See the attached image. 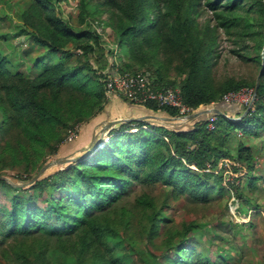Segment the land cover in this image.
Returning <instances> with one entry per match:
<instances>
[{
	"label": "trees",
	"instance_id": "trees-1",
	"mask_svg": "<svg viewBox=\"0 0 264 264\" xmlns=\"http://www.w3.org/2000/svg\"><path fill=\"white\" fill-rule=\"evenodd\" d=\"M205 8L215 24L199 25L197 17ZM256 14L257 27L251 21ZM77 16L84 27L61 14L59 0H29L20 13L21 32L44 49L34 57L33 72L12 65L0 49V174L18 168L20 179L30 178L47 155L59 151L68 128L106 109L109 70L100 52L104 43L109 49L112 42L128 50L125 68L154 66L159 79L170 69L184 74L178 84L187 105L215 102L226 114L239 116L244 104L223 97L254 88L256 77H215L218 29L223 28L239 44L233 50L236 55L254 61L259 70L263 67L257 98L238 120L208 114L173 126L123 122L85 156L29 186L0 178V264H50V249L74 255V264H130L108 238L120 230L154 247L141 251L149 264H159L162 258L168 264H224L227 259L213 248V240L209 238L208 251L196 245L206 243L195 219L173 228L163 211L170 200L210 202L223 177L207 169L216 167L222 156L255 168L250 146L239 143L233 156L224 145L231 131L257 136L264 130V0H78ZM94 21L110 28L109 38L91 28ZM168 82L164 86L176 84ZM129 103L149 114L180 115L177 108L154 101ZM210 122L214 127H208ZM134 181L161 182L171 192L161 201L145 190L126 198Z\"/></svg>",
	"mask_w": 264,
	"mask_h": 264
},
{
	"label": "rangeland",
	"instance_id": "rangeland-1",
	"mask_svg": "<svg viewBox=\"0 0 264 264\" xmlns=\"http://www.w3.org/2000/svg\"><path fill=\"white\" fill-rule=\"evenodd\" d=\"M77 1L78 0H59V4L61 14L80 28L84 27V25L78 24ZM245 1L250 4L254 0ZM28 4L29 0H0V49L9 55L12 65L17 66L21 64V67L26 71L33 72L34 57L38 54H42L44 49L36 46L34 42L30 40L28 34L21 32L23 21L21 20L20 13ZM87 7L91 10L95 9L94 4L88 3ZM105 18L106 14L103 13L101 19L103 20ZM197 21L200 26L208 21L211 25L216 23L212 12L206 8L199 14ZM251 21L257 27L260 21L259 15L256 14L253 16ZM91 28L101 33L105 39L109 38L110 28L108 26L94 21L92 22ZM218 31L217 51L219 54L217 57V64L214 67L215 77L221 79L233 75L236 77L255 76L257 78L260 72L257 64L247 58L239 57L233 51L239 48V44L235 42L236 38L233 36L229 37L224 32L223 28H219ZM245 42L252 43V41L247 40ZM112 45L114 46L113 48L111 47L112 49H109L106 43L100 46V52L102 51V55H105V61L109 71L113 69L114 65V69L120 72H147L157 86L167 85L169 83L168 81L176 83L172 86H179L178 83H180L184 77V74H176L173 69H170V71L164 75L165 79H159L154 66H149L147 68L148 70H141V68H125L123 67V63L128 59L126 57L128 50L124 48L121 51L117 43H112ZM98 50L97 48L96 51ZM112 57L114 58V62H111ZM46 58L45 56V59ZM160 58L164 60L163 55H160ZM71 59L74 60V57ZM168 68L169 67H166L167 70ZM243 97L249 98L248 95H244ZM243 104L246 106V103ZM213 106L215 107V104L206 105L202 108H212ZM253 107L254 103L251 108ZM108 111L111 113V107L107 103L104 111L100 112V114L90 121L78 126L79 137L77 141L69 144L64 143L66 142L64 141L59 146V151L57 150L47 155L45 159L41 161V167L46 164L50 165L42 173V176L51 173L56 168L64 167L63 165L66 164L52 163L55 159L81 156L82 154L88 153L104 140L109 139L113 134L112 131L115 132L121 123L108 125V121L112 118H121L125 115L117 112L115 115L109 116L105 113ZM233 116L237 117V115ZM149 120L155 122L153 119ZM187 122H190V120H185L181 123L178 122L177 124L175 123V125ZM208 127L212 128L214 125L209 123ZM263 131L260 130V134L257 136H245L239 130L231 131L224 145V148L233 156L236 155L239 143L242 142L250 146L254 153V170L247 168L246 165H242L237 159L222 156L216 167L212 169L208 167L207 169L223 177V179L219 181V191L212 195V200L210 202L203 204L186 198L177 201L170 200L169 207L163 211L168 220V226H173V228H177L182 222L195 219L198 224V230L200 231V237L206 243L205 246L199 245V243L196 245L199 246L200 249L208 251L207 247L210 245L209 238L213 240V248L227 259L224 264H264ZM213 142L216 141L213 140ZM39 169L31 173L30 176H33ZM18 171V168H10L6 170V173L0 175L7 176L15 183H26L29 178L20 179L18 177L20 172ZM23 175L27 174L23 173ZM251 178L256 179L252 181ZM209 180L212 181V177H209ZM143 190L154 195L158 201L163 200L166 195L171 192V188L163 185L161 182L146 184L134 181L129 185L126 198L133 199L135 195L142 193ZM108 238L117 249L119 255L128 261V263L149 264L148 258H143L141 256V251L146 250V252H150L154 247L148 245L144 239L132 238L128 231L123 230L109 234ZM2 239L0 234V242ZM48 258L50 264H74L75 262L74 255L65 254L53 249L48 251ZM159 264H168V262L165 258H162Z\"/></svg>",
	"mask_w": 264,
	"mask_h": 264
},
{
	"label": "built area",
	"instance_id": "built-area-1",
	"mask_svg": "<svg viewBox=\"0 0 264 264\" xmlns=\"http://www.w3.org/2000/svg\"><path fill=\"white\" fill-rule=\"evenodd\" d=\"M108 76L105 78L104 93L107 100L112 96H122L134 103H145L154 101L158 106H172L179 110L181 116H185L195 110L201 109L206 105L201 104L194 108L187 105L183 100L180 86H157L148 73L137 72H120L115 70L114 66L111 71H107ZM253 94V88L243 87L240 90H233L226 93L223 97L225 101H238L248 104ZM248 95V97H243ZM214 107V106H213ZM214 116H211L212 120ZM211 123V122H210ZM79 127L68 128L65 141L73 140L78 135Z\"/></svg>",
	"mask_w": 264,
	"mask_h": 264
},
{
	"label": "water",
	"instance_id": "water-1",
	"mask_svg": "<svg viewBox=\"0 0 264 264\" xmlns=\"http://www.w3.org/2000/svg\"><path fill=\"white\" fill-rule=\"evenodd\" d=\"M262 69H263V67L261 68V70H260V72L256 78L255 86L253 88L252 97H251L249 103L246 104L242 114H240L239 116H237V117L230 116V115L226 114L224 111H222L221 109H219L217 107H212V108L198 109V110H195L194 112H191L185 116L178 115V116H173V117H170V116L169 117H160L161 121L163 119L165 121V124H169V125L173 126V125H175V123L177 124L178 122L181 123L185 120H193V119H196L202 115H208V114H221V115L227 116V117L234 119V120H238V119L243 118L244 116H246L250 112L251 106L253 105V103L255 102V100L257 98V91H258V87H259V83H260V74H261ZM149 117L159 118L158 116L149 115V114L143 115V116H137V117L123 116L121 118H112L111 120L108 121V125H115V124L123 123V122L147 120ZM167 121H169V122H167ZM85 155L86 154H82L81 156H77V157H62V158L55 159L54 161H52V163H56V164L69 163V162H73V160L80 159L81 157H83ZM49 165L50 164H46V165L42 166L33 176H31L29 178V180H27L26 183H23V184L12 182L5 175H0V178L10 182L11 184H13L15 186H29L42 176V173L49 167Z\"/></svg>",
	"mask_w": 264,
	"mask_h": 264
},
{
	"label": "crops",
	"instance_id": "crops-1",
	"mask_svg": "<svg viewBox=\"0 0 264 264\" xmlns=\"http://www.w3.org/2000/svg\"><path fill=\"white\" fill-rule=\"evenodd\" d=\"M114 45V44H113ZM111 43L112 48L114 47ZM114 66V65H113ZM111 71V70H110ZM124 97L122 96H112L109 100H107V103L109 104V106L111 107V113L105 112L107 115L112 116L115 115V113H121L124 114L126 116L125 113L129 112L130 115L128 116H143V115H148L149 113H145L143 110L144 108L140 107L139 105H131L129 103V101H126L123 99ZM117 108V110H116ZM149 115H154V116H158L159 118L156 117H149L147 120L149 119H153L155 122L157 123H161V124H165V121L160 117H169L166 116L165 114L158 113V114H149Z\"/></svg>",
	"mask_w": 264,
	"mask_h": 264
}]
</instances>
